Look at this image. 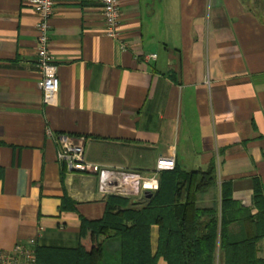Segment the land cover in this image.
<instances>
[{"label":"crops","instance_id":"0c3cea01","mask_svg":"<svg viewBox=\"0 0 264 264\" xmlns=\"http://www.w3.org/2000/svg\"><path fill=\"white\" fill-rule=\"evenodd\" d=\"M33 2L0 0V249L29 239L74 249L82 219L102 218L111 194L97 175L65 170L58 135L82 141L86 161L107 170L147 172L160 157L187 171L212 163L216 185L198 205L219 209L227 182L232 199L257 212L264 0H120L126 51L105 33L101 0H54L59 89L49 104L35 65ZM157 240L152 226V253Z\"/></svg>","mask_w":264,"mask_h":264},{"label":"trees","instance_id":"16d2710c","mask_svg":"<svg viewBox=\"0 0 264 264\" xmlns=\"http://www.w3.org/2000/svg\"><path fill=\"white\" fill-rule=\"evenodd\" d=\"M2 170L0 169V180ZM216 185L215 166L163 171L158 190L140 200L110 195L101 219H82L74 249L39 246L37 264H264V194L253 179L255 214L232 199L231 185L220 186V208L202 207L197 197ZM158 228L155 253L150 229ZM114 243V246L112 245Z\"/></svg>","mask_w":264,"mask_h":264},{"label":"built area","instance_id":"2783aa9c","mask_svg":"<svg viewBox=\"0 0 264 264\" xmlns=\"http://www.w3.org/2000/svg\"><path fill=\"white\" fill-rule=\"evenodd\" d=\"M101 3L106 35L117 41L120 50L126 51L129 46L120 38V0H101ZM33 9L37 16L35 65L41 78L39 88L43 101L49 104L54 101L59 89L58 66L50 51V19L53 15L54 0H34ZM150 58H155V55H150ZM56 139L57 161L65 170L97 175L100 189L111 195L141 199L144 193L158 190L161 172L175 167L173 158L160 157L156 160L154 168L147 172L107 170L86 161L82 141L62 135H58ZM35 250V239L18 242L10 250L0 249V264H37Z\"/></svg>","mask_w":264,"mask_h":264},{"label":"rangeland","instance_id":"374dc122","mask_svg":"<svg viewBox=\"0 0 264 264\" xmlns=\"http://www.w3.org/2000/svg\"><path fill=\"white\" fill-rule=\"evenodd\" d=\"M249 2H250V4H251L252 0H249ZM251 5H252V4H251ZM210 190H212V189L209 188V189L203 191L201 194H199V197H200V195H201V197L204 196V195H206V193H207L208 195L211 196L213 192L210 191ZM201 199H202V198L198 199V204H199V205H201Z\"/></svg>","mask_w":264,"mask_h":264},{"label":"water","instance_id":"95a60500","mask_svg":"<svg viewBox=\"0 0 264 264\" xmlns=\"http://www.w3.org/2000/svg\"><path fill=\"white\" fill-rule=\"evenodd\" d=\"M151 195H152V194H151V193H149V192H146V193H144V197H145V198H150V197H151Z\"/></svg>","mask_w":264,"mask_h":264}]
</instances>
